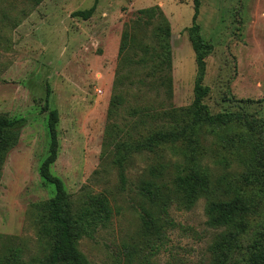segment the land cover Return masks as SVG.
<instances>
[{
	"label": "rangeland",
	"instance_id": "374dc122",
	"mask_svg": "<svg viewBox=\"0 0 264 264\" xmlns=\"http://www.w3.org/2000/svg\"><path fill=\"white\" fill-rule=\"evenodd\" d=\"M92 4L0 0V116L19 122L17 142L0 172V264H39L48 249L41 204L54 190L39 175L49 145L48 109L58 113V152L49 170L62 181L73 209L90 197H104L111 209L105 225L77 242L89 264H209L210 246L222 229L208 225L206 205L223 199L221 190L184 208L168 185L160 200L148 202L140 195V181L161 167L166 183L187 173L194 164L189 148L184 141L135 154L128 147L143 130L136 122L140 115L128 111L133 105L156 116L150 123L143 119L148 129L167 121L161 113L171 106L191 104L195 63L184 30L191 25L192 0H97L87 20L71 16ZM154 6L171 30L170 100L162 90L134 84L143 69L133 65L131 76L117 85L118 71H125L117 69L125 24L137 10ZM196 22L201 39L213 46L203 81L210 88L204 101L210 112L245 110L264 121V0H200ZM115 93L121 104L109 114ZM207 131L198 136L196 162L209 167L214 178L228 173L239 185L245 164L222 144L223 132ZM218 157L228 161L227 168L214 165ZM242 189L254 197V211L232 252L236 264L254 236L264 240V194H255L249 184ZM141 208L150 212L154 227H142Z\"/></svg>",
	"mask_w": 264,
	"mask_h": 264
},
{
	"label": "trees",
	"instance_id": "16d2710c",
	"mask_svg": "<svg viewBox=\"0 0 264 264\" xmlns=\"http://www.w3.org/2000/svg\"><path fill=\"white\" fill-rule=\"evenodd\" d=\"M96 5L97 0H93L89 8L75 11L71 16L87 20L94 13ZM199 6L200 0H192L191 25L184 30L194 53L195 63L191 104L185 109L171 106L161 113L167 117V121L148 129H144L148 122L143 119L149 121L148 119L153 120L156 116L147 108L133 105L128 111L133 117L140 115L139 121L136 122H139L138 126H142L143 130L128 147L135 154L173 146L180 141L187 143L189 158L194 162L193 167L185 174L174 175L167 183L161 179L164 167H161V170L151 169L140 181V195L148 202H155L160 200L162 189L170 185L179 198L178 203L184 208H190L200 196H210L221 190L219 196H224L223 199L211 200L206 205L208 225L222 229L210 246L209 264H236L231 260L232 252L247 231L248 215L254 211V197L248 196L242 188L247 187L248 184L253 185L255 194L258 191L264 194V121L245 110L211 113L205 104L204 101L210 93V88L203 83L206 72L205 59L212 53L213 46L201 39L200 26L196 22ZM151 24H154V27L149 30ZM146 33L150 36L146 37ZM120 36L117 69L125 71L124 73L118 71L117 85L120 86L123 79L131 76L132 70H129V67L133 65L143 69L134 84L149 91L162 90L165 97L170 100L172 98V53L169 37L171 30L163 12L157 6L137 10L134 18L125 24ZM135 74L133 71V75ZM48 91L47 87L46 97ZM111 99L109 114L121 104L120 96L116 93ZM45 108L43 107L44 110ZM57 122V111L48 109L46 127L49 145L47 155L41 160L39 175L44 182L53 187L54 195L41 204L44 216L41 224L48 239V249L39 264H89L78 250L77 242L82 237L90 236L92 228L99 224L105 225L110 219L111 209L104 197H90L82 208L74 210L62 181L51 174L49 167L56 160L58 152ZM18 124L17 120L0 116V172L3 160L17 142ZM204 130H209L208 133L223 132L222 144L234 149L240 161L245 164L243 166L246 167V172L238 179L239 185L229 180L228 173L214 178L209 167L198 165L199 163L196 162L194 155L200 148L198 136ZM123 146L126 147V143H123ZM221 164L224 168L228 167V161L218 157L214 165ZM242 183L244 186H241ZM141 210L142 227H154L150 212L146 208ZM239 264H264V240L261 235L254 236L250 241L244 259Z\"/></svg>",
	"mask_w": 264,
	"mask_h": 264
}]
</instances>
